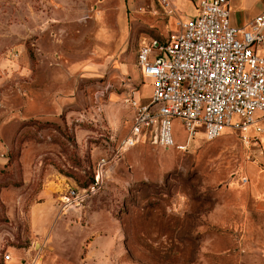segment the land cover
I'll use <instances>...</instances> for the list:
<instances>
[{"label": "rangeland", "instance_id": "374dc122", "mask_svg": "<svg viewBox=\"0 0 264 264\" xmlns=\"http://www.w3.org/2000/svg\"><path fill=\"white\" fill-rule=\"evenodd\" d=\"M176 30L159 0H0V264H264V136L143 140L61 200L129 130L132 91L151 93L139 44Z\"/></svg>", "mask_w": 264, "mask_h": 264}, {"label": "built area", "instance_id": "2783aa9c", "mask_svg": "<svg viewBox=\"0 0 264 264\" xmlns=\"http://www.w3.org/2000/svg\"><path fill=\"white\" fill-rule=\"evenodd\" d=\"M159 1L168 15L175 16L169 0ZM174 21L175 32L139 44L136 66L151 93L142 98L132 91L127 97L134 113L129 130L110 156L97 161L94 181L80 189L82 194L79 188H67L61 197L66 205L95 193L105 166L143 140L184 151L198 133L213 141L229 131L245 147L259 145L264 136V10L235 26L229 0H198L197 15L189 20L175 16ZM174 118L186 130L184 144H174Z\"/></svg>", "mask_w": 264, "mask_h": 264}, {"label": "crops", "instance_id": "0c3cea01", "mask_svg": "<svg viewBox=\"0 0 264 264\" xmlns=\"http://www.w3.org/2000/svg\"><path fill=\"white\" fill-rule=\"evenodd\" d=\"M190 2L194 7L195 11L193 17L197 15V2L198 0H169L171 5L175 10V16L182 20H189L188 15H183L182 9L179 6L185 4V2ZM231 9V23L235 26H242L255 15L264 10V0H229ZM175 16H172L175 20ZM264 138V137H263ZM264 144V141H263ZM262 159L264 160V146L262 152ZM264 162V161H263ZM251 171H254L252 169ZM257 177L259 179L258 186L260 190L264 189V170L257 169Z\"/></svg>", "mask_w": 264, "mask_h": 264}, {"label": "trees", "instance_id": "16d2710c", "mask_svg": "<svg viewBox=\"0 0 264 264\" xmlns=\"http://www.w3.org/2000/svg\"><path fill=\"white\" fill-rule=\"evenodd\" d=\"M93 181H94V175H91V177L88 180L87 184L85 186H81V187H87L88 185H90L91 183H93Z\"/></svg>", "mask_w": 264, "mask_h": 264}]
</instances>
